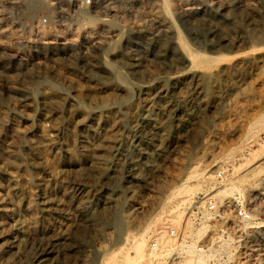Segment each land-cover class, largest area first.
<instances>
[{
  "label": "rangeland",
  "instance_id": "obj_1",
  "mask_svg": "<svg viewBox=\"0 0 264 264\" xmlns=\"http://www.w3.org/2000/svg\"><path fill=\"white\" fill-rule=\"evenodd\" d=\"M228 183L247 262L211 264H264V0H0V264H115L142 232L164 264L167 208Z\"/></svg>",
  "mask_w": 264,
  "mask_h": 264
},
{
  "label": "built area",
  "instance_id": "obj_2",
  "mask_svg": "<svg viewBox=\"0 0 264 264\" xmlns=\"http://www.w3.org/2000/svg\"><path fill=\"white\" fill-rule=\"evenodd\" d=\"M90 2V0H87ZM221 175V172L218 174ZM251 220L249 208L242 204L238 197H229L219 199L212 194H202L198 200L188 209L181 224L171 227L168 230V236L171 245L168 249L164 264H184L186 263V252L191 245L188 236V227L193 226H211L212 230L208 235L201 237L195 247L201 258H196L190 264H199L207 262L212 263L213 258L209 257L210 250L214 245L221 246L225 240L233 246V255L241 256L242 261L247 262L246 246L248 242V231ZM191 242V243H190ZM244 243V247H241ZM153 254L160 252V244L152 240L149 244ZM239 248H243L239 250ZM208 251V252H207ZM237 264L238 258H235ZM201 260V261H200ZM234 263V264H235ZM189 264V263H188Z\"/></svg>",
  "mask_w": 264,
  "mask_h": 264
},
{
  "label": "bare ground",
  "instance_id": "obj_3",
  "mask_svg": "<svg viewBox=\"0 0 264 264\" xmlns=\"http://www.w3.org/2000/svg\"><path fill=\"white\" fill-rule=\"evenodd\" d=\"M113 3V2H112ZM209 165V164H208ZM207 165V166H208ZM230 183V182H229ZM229 183L227 184V187H225L224 189H216L215 192L212 194V196L217 193L220 192L222 194H225L227 192L229 188ZM260 183V182H259ZM178 192V191H177ZM187 193V192H186ZM177 196V195H176ZM186 196V195H185ZM181 198V197H180ZM185 204V201H181V202H175L172 205H170L167 210H166V222H170L176 226L179 225L181 216H182V210H180V208L182 207L181 205ZM133 216V215H132ZM117 218V217H116ZM129 218V217H128ZM132 218V217H131ZM118 219V218H117ZM121 222L119 220L114 219L113 224L117 229H120L121 226ZM134 225V224H133ZM205 226V225H204ZM202 226V228L204 227ZM202 234V233H201ZM168 235V234H167ZM125 245H123L120 249V254L118 257H112L110 259V261H112L115 264H133L136 260L142 259L144 260L145 264H163V257L162 255L159 253L153 254L152 250L150 249V246H148V255H145L144 253V244L146 242V239L143 236V232L142 233H138V235H129L127 234V237H125ZM156 240H159V237H156ZM166 240V239H165ZM169 239H167L166 241H168ZM227 243V244H226ZM225 244L227 246H230V242L228 240H225ZM194 245V244H192ZM191 245V246H192ZM195 246V245H194ZM193 247V246H192ZM126 248V250H125ZM129 249H133L135 252L134 257H131L128 253ZM189 249V248H188ZM192 249V248H191ZM194 249V248H193ZM214 249H211L210 252H213ZM192 252V251H190ZM119 253V252H118ZM148 256V257H147ZM105 262V261H104Z\"/></svg>",
  "mask_w": 264,
  "mask_h": 264
}]
</instances>
